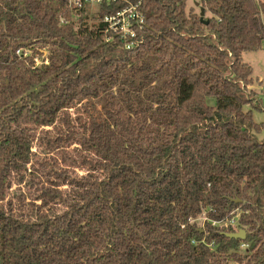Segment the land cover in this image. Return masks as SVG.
<instances>
[{"label":"trees","instance_id":"obj_1","mask_svg":"<svg viewBox=\"0 0 264 264\" xmlns=\"http://www.w3.org/2000/svg\"><path fill=\"white\" fill-rule=\"evenodd\" d=\"M125 1L144 19L129 48L66 0H0V264H264L242 60L264 0H201L207 24L187 0ZM237 208L250 256L233 228L190 222Z\"/></svg>","mask_w":264,"mask_h":264},{"label":"built area","instance_id":"obj_2","mask_svg":"<svg viewBox=\"0 0 264 264\" xmlns=\"http://www.w3.org/2000/svg\"><path fill=\"white\" fill-rule=\"evenodd\" d=\"M67 6L70 9L71 13L74 15L72 18V22H77L78 15L81 13L82 16L87 14V9L91 10L92 8H96V13H91L92 17H97V23L92 25V27H96L98 24L102 23L105 25L104 32L113 34V36L118 37L119 39L126 42L125 48H129L130 46H134L137 44V40H134L136 36L135 29L141 28L144 22L143 15L139 10V3L134 4L128 2L121 8H115L116 5L122 2H126L125 0H66ZM110 7V13H105L104 15L100 14L101 8ZM91 8V9H90ZM84 20V18H83ZM62 24L68 23L66 20H61ZM91 28V27H90ZM110 40V39H107ZM22 51L18 50L17 54H20ZM29 54L28 51L23 52V55ZM37 65L41 63H46V52L40 58L34 59ZM206 211H204L198 218L190 219V222H197V220H201V225L204 222H209L212 226L218 227H231L233 228V232H238L239 229L245 228L239 221L241 211L237 208L233 210L229 217L224 220H213L206 216ZM246 231V230H245ZM246 238V237H245ZM194 243V241H192ZM249 243L244 240H241L237 252L242 255L250 256L252 251L249 249ZM209 246H213L209 244ZM247 260L243 262H232L230 264H245Z\"/></svg>","mask_w":264,"mask_h":264},{"label":"rangeland","instance_id":"obj_3","mask_svg":"<svg viewBox=\"0 0 264 264\" xmlns=\"http://www.w3.org/2000/svg\"><path fill=\"white\" fill-rule=\"evenodd\" d=\"M192 8L196 13L200 12L201 8V0H187V9ZM91 9V8H90ZM96 8H92L91 10L87 9V14H85L82 18V23L87 26L91 27L92 25H95L97 23V17H92L91 13H96ZM209 14L204 12L203 17H207ZM110 35V36H109ZM113 34H108L106 39H112ZM118 39V38H116ZM119 40V39H118ZM242 60L243 62L247 63L248 65L251 66L252 73H251V78H252V84H250L247 87V91L252 92L253 95L255 96L253 99L254 105L259 107L253 108L250 106H246L244 109L252 110V119L255 123H260L264 119V44L262 48L258 51L254 52H243L242 53ZM207 102L210 104H213L214 99L213 97H208ZM258 137L260 139L264 138V132H261ZM197 225L201 226V220H197Z\"/></svg>","mask_w":264,"mask_h":264},{"label":"water","instance_id":"obj_4","mask_svg":"<svg viewBox=\"0 0 264 264\" xmlns=\"http://www.w3.org/2000/svg\"><path fill=\"white\" fill-rule=\"evenodd\" d=\"M200 20L202 22H204L205 24H207V20L204 21L203 20V15H204V10L203 8H200ZM239 200H235V202H238ZM227 237L232 238V239H240V240H244L246 237V231L244 229H239L238 232H231V233H227L226 234Z\"/></svg>","mask_w":264,"mask_h":264}]
</instances>
